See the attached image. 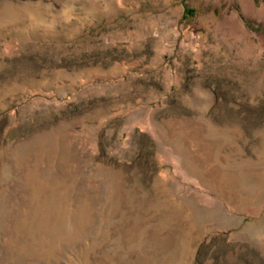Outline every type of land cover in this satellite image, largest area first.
Instances as JSON below:
<instances>
[{
    "label": "rangeland",
    "instance_id": "374dc122",
    "mask_svg": "<svg viewBox=\"0 0 264 264\" xmlns=\"http://www.w3.org/2000/svg\"><path fill=\"white\" fill-rule=\"evenodd\" d=\"M0 264H264V0H0Z\"/></svg>",
    "mask_w": 264,
    "mask_h": 264
}]
</instances>
